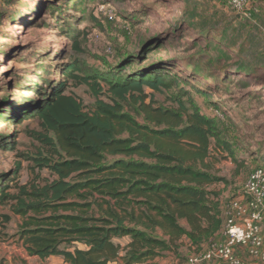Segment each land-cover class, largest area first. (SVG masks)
I'll list each match as a JSON object with an SVG mask.
<instances>
[{
    "label": "trees",
    "instance_id": "1",
    "mask_svg": "<svg viewBox=\"0 0 264 264\" xmlns=\"http://www.w3.org/2000/svg\"><path fill=\"white\" fill-rule=\"evenodd\" d=\"M2 20L0 13V25ZM159 45L145 42L105 72L72 59L61 66V80L44 78L20 108L3 103L15 121L38 124L32 135L39 149L30 157L38 173L25 184L0 188V205L20 218L16 239L28 257L151 264L183 247L198 253L222 232L221 195L211 189L224 181L213 168L216 125L183 90L177 94L188 98H173L176 109L154 106L146 88L162 92L180 81L165 64L143 65ZM71 50L82 53L77 36ZM79 86L94 100L89 111L70 92ZM125 106L135 108L141 121ZM123 238L129 240L124 246L114 241Z\"/></svg>",
    "mask_w": 264,
    "mask_h": 264
},
{
    "label": "rangeland",
    "instance_id": "2",
    "mask_svg": "<svg viewBox=\"0 0 264 264\" xmlns=\"http://www.w3.org/2000/svg\"><path fill=\"white\" fill-rule=\"evenodd\" d=\"M6 1L0 0V188L25 184L38 173L30 159L39 149L32 135L38 124L15 121L5 106L20 108L44 78L61 80V66L72 59L105 72L154 41L161 46L143 65L165 64L180 81L162 92H145L152 94L154 106L176 109L174 99L185 103L188 98L177 90L186 91L195 108L214 121L213 168L224 181L211 189L220 192L221 202L240 196L250 172L264 166V12L259 8L251 23L239 20L227 0ZM74 36L79 55L71 50ZM70 92L92 109L85 87H70ZM125 110L141 121L135 108ZM223 143L229 149L220 148ZM19 223L9 206L0 205V264H49L26 255L16 239ZM180 251L165 253L153 264H186L192 252ZM244 257L243 264H259L246 252Z\"/></svg>",
    "mask_w": 264,
    "mask_h": 264
},
{
    "label": "built area",
    "instance_id": "3",
    "mask_svg": "<svg viewBox=\"0 0 264 264\" xmlns=\"http://www.w3.org/2000/svg\"><path fill=\"white\" fill-rule=\"evenodd\" d=\"M227 1L232 10L250 18L247 7L256 0ZM241 198L226 204L223 240L209 243L202 251L191 254L186 264H242L237 256L239 249L259 264H264V167L250 172Z\"/></svg>",
    "mask_w": 264,
    "mask_h": 264
},
{
    "label": "crops",
    "instance_id": "4",
    "mask_svg": "<svg viewBox=\"0 0 264 264\" xmlns=\"http://www.w3.org/2000/svg\"><path fill=\"white\" fill-rule=\"evenodd\" d=\"M257 8H259V11H258L259 13H263V12H264V0H256L255 2H253L251 5H249V6L247 7V10H251V9H252V12L250 11V19H249V20H250L249 22H251V23H253L252 21H254V19H255L254 13L257 12ZM253 12H254V13H253ZM253 17H254V18H253ZM252 19H253V20H252ZM254 23H255V22H254ZM235 199H242V198H241V195H240V196L238 195V197L235 198ZM221 210H222L223 216H225L226 203L221 202ZM262 227H263V229H264V222H263V224H262ZM223 238H224V236H223V232H221V233H219V235L217 236L216 241H217V242H218V241H222ZM114 241H115L116 243H119L121 246H124L125 244L128 243L129 240L126 239V238H123V239H115ZM121 241H124L125 244H122ZM78 248H79V249H84L83 246H78ZM242 251H244V250H242ZM244 253H245V252H244ZM244 253L241 252L240 249L237 250V256L242 260V262H243V259H245V257H244ZM33 258H35V257H33ZM248 258H249V257H248ZM249 259H251V258H249ZM157 260H158V259H157ZM157 260H155V261L152 262L151 264L155 263ZM40 261H42V260H40ZM44 261H45V263H46V262H49V264H65V263L63 262L62 258H60V257H49V258L45 259Z\"/></svg>",
    "mask_w": 264,
    "mask_h": 264
}]
</instances>
